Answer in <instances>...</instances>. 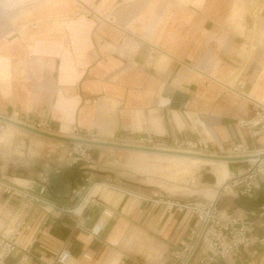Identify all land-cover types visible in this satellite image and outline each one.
I'll use <instances>...</instances> for the list:
<instances>
[{
    "label": "crops",
    "instance_id": "obj_1",
    "mask_svg": "<svg viewBox=\"0 0 264 264\" xmlns=\"http://www.w3.org/2000/svg\"><path fill=\"white\" fill-rule=\"evenodd\" d=\"M175 93L188 96L184 108L166 107ZM262 100L264 0H41L0 12V117L27 127L42 120L51 135L134 146L145 135L166 143L194 140L198 123L209 156L228 157L234 145L248 142L239 122L250 120L252 104ZM9 130V151L0 152V233L15 214L25 222L11 263L25 255L30 264H52L63 250L65 264H171L189 218L153 207L150 195L136 191L147 184L142 173L158 174L169 160L222 165L217 175L198 174L201 188L164 186L171 192H198L215 200L221 213L250 221L264 206V186L251 199L222 191L231 175L245 171L246 161L89 147L94 165L86 166L69 162L60 142ZM257 145L264 152V135ZM120 154L143 163L131 164V171L119 163ZM44 176L42 202L22 211L23 193L37 192ZM166 176L182 181L188 175ZM84 186L80 196L72 194ZM5 187L13 192L7 195ZM261 225L258 238L264 237ZM215 264H264V245Z\"/></svg>",
    "mask_w": 264,
    "mask_h": 264
},
{
    "label": "built area",
    "instance_id": "obj_2",
    "mask_svg": "<svg viewBox=\"0 0 264 264\" xmlns=\"http://www.w3.org/2000/svg\"><path fill=\"white\" fill-rule=\"evenodd\" d=\"M252 106L253 117L246 122H239V125L247 131L248 142L234 145L228 155L232 158L246 159L247 169L239 175H231L227 184L237 197L248 199L253 197L256 190L264 186V152L260 151L257 145V139L264 135V101L255 102ZM195 125L197 137L194 140L173 139L170 143H166L165 141H157L152 135H145L140 137L134 146L148 149L166 147L175 151L185 149L182 151L209 156L208 141L204 130L200 124L196 123ZM4 129L5 123L0 122V133ZM32 129L48 133L49 125L39 120ZM75 146L77 147L73 148V152L79 150L82 152L80 156L86 152V149L82 150V147L85 148L86 146L79 144ZM79 159L75 158L73 163ZM192 183L193 180H191ZM47 185L48 177L44 176L38 184L37 192L26 190L23 193L22 211H29L42 202L48 191ZM85 190L86 187L84 186L74 190L72 194L77 197ZM4 191L9 195L13 189L12 187H5ZM150 198L153 207L161 205L168 213L187 215L191 223L186 236L172 252L171 264H215L218 261H225L238 255L241 250H246L257 243L264 245V237L258 238L255 234L257 223L259 221L264 222V206H261L258 212L253 215L255 220L250 221L233 214L221 213L215 201L178 202L158 193L151 194ZM103 214L105 215V212ZM12 220V223L0 233V264H30V259L25 255L20 256L14 263L10 262L14 254L20 249L18 238L25 226L23 218L19 215H13ZM101 228L102 225L98 223L92 230V234L97 236ZM261 228L264 230V225H261ZM68 258V252L62 250L52 264H65ZM40 263H42L41 259L35 262V264Z\"/></svg>",
    "mask_w": 264,
    "mask_h": 264
},
{
    "label": "rangeland",
    "instance_id": "obj_3",
    "mask_svg": "<svg viewBox=\"0 0 264 264\" xmlns=\"http://www.w3.org/2000/svg\"><path fill=\"white\" fill-rule=\"evenodd\" d=\"M41 0H14L13 4H6V0H0V12H2L3 10H10L11 9H16V8H20V7H24V6H28L30 4H34L36 2H39ZM10 131V130H9ZM9 134V135H8ZM12 135L9 132H6L5 134H3L0 137V152L3 153H8V148H5L7 146H9L10 144V139H11ZM38 147H42L41 145H43V142L38 141ZM48 143V142H46ZM51 143V142H49ZM66 143H62V145L66 146V148L64 147L62 150L65 153V157L66 159L70 162V161H75V158H80L81 161L79 162L76 161V163H81L82 165H86V166H93V157L91 156V151H89V147L92 146H86L85 148L82 147V150L86 149V152L80 156V154L82 152H80L79 150H76L75 152H73V148L77 147L75 145L77 144H70V146H68ZM53 145H57V144H53ZM84 146V145H82ZM166 148V147H165ZM50 150H56L55 146H50L49 149ZM180 150H185V149H180ZM60 150L56 153H59ZM71 153V156H69V154ZM75 153H77L78 155H76ZM92 160V162H91ZM88 161V163H87ZM72 162V163H73ZM119 163L124 164H128V169H130L131 171L135 172V168L131 167V164H141L143 163V160H139V159H127L126 157L122 156V154H120V161ZM148 163H151V161H148ZM75 164V163H74ZM222 165L220 164H214V165H205V164H196L192 161H188V160H184V161H175V160H169L168 162H161L159 164V172L158 174H146V173H142L144 174L145 179H147V181L145 183V186H140L136 191H139L140 193H143L144 195H151L153 193H158V194H162L163 196H165L168 199H173L174 201H178V202H201V201H208L205 198H202V196H198V192L194 194V196H190L187 197L186 194H193L189 191L185 192H171L167 189L164 188V186H177L180 188H186V189H191V190H197L199 188H201V186L199 185V182H197V176L200 172H204V171H208L211 173H213L214 175H217L218 172L220 171V167ZM226 166V165H225ZM101 168H103V166H100ZM227 167V166H226ZM248 167V166H247ZM204 169V171H203ZM247 169V168H246ZM245 169V170H246ZM223 170H225V168H223ZM226 172V171H225ZM140 173V172H138ZM175 174V175H180V174H185L188 175L187 178L184 180H172L170 178H168L166 175H170V174ZM227 173V172H226ZM243 173V172H241ZM240 173V174H241ZM129 178H134L132 176V174H129ZM229 177V174H228ZM141 178H138V180H140ZM228 179V178H227ZM191 180H193V183L191 184ZM224 180V179H223ZM141 181V180H140ZM148 185V186H146ZM78 190V189H76ZM180 191V190H179ZM173 193H177L176 197H172L171 195H173ZM206 197V196H205Z\"/></svg>",
    "mask_w": 264,
    "mask_h": 264
},
{
    "label": "water",
    "instance_id": "obj_4",
    "mask_svg": "<svg viewBox=\"0 0 264 264\" xmlns=\"http://www.w3.org/2000/svg\"><path fill=\"white\" fill-rule=\"evenodd\" d=\"M187 100H188L187 95H184L181 93H175L173 98L171 99V102L167 104L166 107L170 109H174V110H179L185 107ZM0 122L15 126L23 131L37 135L44 139L59 141L61 143H66V144H79V145H84V146L104 147V148L120 149V150H126V151L153 152V153L156 152V153H164V154H172V155H186V156H191V157H201V158H207V159H213V160H225L228 163H238V162H243L246 160L242 158L221 157V156H200V155L197 156V155H190V154H181V153H176L172 151H159L158 149L140 148V147L130 146V145H119V144H110V143H100V142L90 141V140L71 139V138L59 137V136L51 135V134L44 133L41 131H37L30 127H27L20 123L10 121L2 117H0ZM51 130H53V127H51Z\"/></svg>",
    "mask_w": 264,
    "mask_h": 264
},
{
    "label": "bare ground",
    "instance_id": "obj_5",
    "mask_svg": "<svg viewBox=\"0 0 264 264\" xmlns=\"http://www.w3.org/2000/svg\"><path fill=\"white\" fill-rule=\"evenodd\" d=\"M160 104L164 105V104H167V102L166 101H161ZM9 129L20 130L19 128L15 127V126H12V125H9V124H5V129L0 133V137L3 134H5ZM53 130L56 131V132H60L61 134L66 135V136L70 134V129L68 127H66V126H61L60 128L54 126ZM35 136H37V135H35ZM57 142H59V141H57ZM156 149H158L159 151H172V152L181 153V154H190V155L199 156L196 153L182 151V150L181 151H175L173 149H168V148H165V147H158ZM132 152H138V151H132ZM139 153H145V154H150V155H159V156H168V157H176V158H182V159L201 160V161H208V162H213V163H223V164L228 163L225 160H213V159H207V158H201V157H191V156H186V155H172V154H164V153H156V152L155 153H153V152H139ZM225 171L226 170L223 171V175L226 178L227 177V173ZM228 180H227V182H228ZM227 182L225 183V185H224V187L222 189V191H224V192L231 191V189H230L229 185L227 184ZM108 216H111V213L109 211H106L104 217L107 218ZM100 224L102 225V223H100Z\"/></svg>",
    "mask_w": 264,
    "mask_h": 264
}]
</instances>
